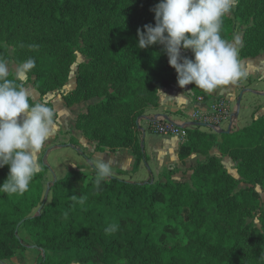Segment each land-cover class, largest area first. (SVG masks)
Wrapping results in <instances>:
<instances>
[{
  "label": "trees",
  "instance_id": "16d2710c",
  "mask_svg": "<svg viewBox=\"0 0 264 264\" xmlns=\"http://www.w3.org/2000/svg\"><path fill=\"white\" fill-rule=\"evenodd\" d=\"M6 14L22 20L47 23L51 32L49 44L73 53L81 26L91 16L103 21L89 29L85 51L90 69H81L76 87L63 95L67 106L88 101L96 96L98 73L111 81L103 99L81 114L76 126L99 148H131L139 160H146L145 147L135 134L137 119L147 105H159V91L177 82V73L168 62L163 45L141 49L138 29H143L144 13L160 0H0ZM253 7L254 25L245 36L239 59L256 56L264 50V0ZM238 5L237 15L244 18ZM99 32V34H97ZM223 38H235L232 17L226 15ZM70 54V53H67ZM185 55L184 53H182ZM68 57V56H67ZM194 59V54H191ZM64 68L36 67L35 89L41 96L63 88L69 81L70 65ZM195 98L213 97L191 84ZM126 98L133 100L123 107ZM118 122L112 132L107 124ZM88 125L91 129H88ZM264 142V115L250 126L219 135L200 127L187 131L179 157L193 153L206 156L192 169L191 182H130L115 176L95 183V171H69L49 183L50 196H45L44 177L49 169L40 158L42 170L24 194L0 193V262L11 259L27 247L21 236L25 230L35 247L60 253L59 259L43 255L37 264H178L189 250L196 248L208 256V264H264V229L245 226L246 219L260 206V194L253 187L236 192L238 180L229 173L221 158L211 154L217 148L227 154L225 145L233 141ZM71 143H78L71 139ZM241 159L238 172L251 183L264 186V162L257 154L230 153ZM9 167L0 168V185L7 179ZM253 178V180L251 179ZM83 200V203L80 201ZM264 224V210L261 213ZM114 228L111 232L105 229ZM181 232L188 238L186 246L177 241Z\"/></svg>",
  "mask_w": 264,
  "mask_h": 264
},
{
  "label": "clouds",
  "instance_id": "9594fccd",
  "mask_svg": "<svg viewBox=\"0 0 264 264\" xmlns=\"http://www.w3.org/2000/svg\"><path fill=\"white\" fill-rule=\"evenodd\" d=\"M237 3L238 0H160L151 9L155 26L147 24L138 29V46L144 49L163 45L180 88L195 84L212 93L221 86L235 85L248 76L239 59L240 38L229 41L221 33L223 18ZM182 49L191 50L194 59L183 55ZM35 66V59L30 57L17 63L13 71L9 61L0 57V168L9 167L0 193L9 196L24 194L41 172L40 153L60 118L54 106L32 101L23 86L24 78ZM182 98L180 95L175 99ZM92 166L97 185L113 174L111 163L103 157L92 161ZM113 230L112 226L105 229Z\"/></svg>",
  "mask_w": 264,
  "mask_h": 264
},
{
  "label": "crops",
  "instance_id": "0c3cea01",
  "mask_svg": "<svg viewBox=\"0 0 264 264\" xmlns=\"http://www.w3.org/2000/svg\"><path fill=\"white\" fill-rule=\"evenodd\" d=\"M244 70L248 73L235 85L221 86L214 91L210 100L195 98L191 84L180 88L178 81L165 87L159 92V105H151L142 115L141 125L146 126V119L160 115H169L182 126L185 122H197L201 129H211V133L227 130L236 131L250 126L254 119L264 115V55L241 60ZM76 87V79H71L62 90L52 91L41 96L35 91L31 97L35 101H43L54 106L59 120L53 135L43 147L40 158H43L49 169L45 173V182L64 177L69 171L79 170L86 173L94 172L92 161L103 157L112 166V176L130 181L143 182L165 181L170 175L176 182H191L192 169L206 156L193 153L185 160H181L179 152L181 145L187 140L186 136L176 134H159L144 130L140 136L147 155L146 160H139L131 148L120 147L112 150L109 147L99 148V142L88 139L76 129L75 120L78 107L67 106L63 95ZM183 95L182 99H175ZM180 115V116H179ZM201 117V119L199 118ZM205 119L216 120V123L206 122ZM193 126V124H192ZM208 126V127H207ZM74 139L78 146L71 143ZM211 154H216L211 151ZM217 155V154H216ZM227 163V158L223 159ZM76 164V165H73ZM49 187V186H48ZM50 191V189L48 188ZM23 237L22 233H20ZM24 252L19 251L11 259L0 262L2 264H37L43 255V250L35 247L27 238Z\"/></svg>",
  "mask_w": 264,
  "mask_h": 264
},
{
  "label": "rangeland",
  "instance_id": "374dc122",
  "mask_svg": "<svg viewBox=\"0 0 264 264\" xmlns=\"http://www.w3.org/2000/svg\"><path fill=\"white\" fill-rule=\"evenodd\" d=\"M238 5H240L239 6L240 10H244L245 13L244 18L242 19L237 15ZM255 5L260 6L259 0H238V3L233 7L230 14H228V16L232 17L233 19L235 37L240 38V43L238 45L239 51L241 47L244 45L247 30L254 25L253 7ZM4 9L5 7L2 5V2L0 1V57H4L9 61L10 65L13 68V71L15 70V65L17 63L22 62L30 57L35 59L36 61L35 68L36 67H42V69L52 68L53 70L64 68L66 64L68 65L70 61L69 57L73 58V63L72 65H70L69 81L74 78L76 79L80 68L84 70L90 69L89 64L91 63L90 62L91 60L85 51L87 34L89 33V29L91 27L99 25L103 21V17H98V16L96 17L93 15L89 18L88 22H85L81 26V29L77 35V39H75V43L73 45L74 51L73 53H71L69 52V50L61 46L49 44L47 42V38L51 32V26L49 24L34 22L31 20H22L20 18L18 19L15 16L6 14L5 11H3ZM149 12L150 13L147 12L144 13V23L145 25L152 24L153 26H155V13L152 10ZM97 34H99V32H97ZM30 45H36L37 47L33 48L30 47ZM181 51L188 58L191 57L192 54L191 50L182 49ZM259 55H264V50H261L256 56H250L247 58L258 57ZM241 60L242 59H240V61ZM35 68L32 70L31 73H29L24 78L23 81V86L26 87L30 98L33 96V93L37 91L35 89V84H34V82L37 79ZM94 80H95L94 82L95 91H97L96 96L93 97L91 100L80 101L75 105H73L78 107V112L75 120V127L77 130L82 132L84 136H85L84 131L76 126V122L78 121V118L81 117V114L87 113L90 106L98 104L104 98L103 94L107 89L110 88L109 85L111 84V81L108 78L104 77L101 73H98ZM63 88H60L55 91L62 90ZM31 100L35 101L32 98ZM35 102H39V101H35ZM128 103H131L132 105L134 102L130 98H126L123 107L127 108L126 106L128 105ZM150 106L151 105H147L145 107V112L147 108H149ZM141 120H142V116L139 119H137L138 125L135 128V134L139 143H142L140 136L143 135L144 130L145 132L147 131L146 128L141 125L140 123ZM208 121H210L211 123H216V120L213 119H210ZM117 123L118 122H116L115 120H111L107 124L108 131L110 132L114 131L116 129V127L114 126ZM88 129H91L90 125H88ZM185 129L186 131H188L195 129V127L189 126V127H185ZM204 130L210 132L211 129H209L208 127V129H204ZM149 131L154 132V130L151 128ZM236 131H232V132H236ZM220 133L221 131H217V133H213V134L219 135ZM245 144L246 142H239V141H233L230 142L229 144H226L224 147L227 151V154H221L217 148H214L212 151H214V153H216L221 158L222 162L223 159L227 158V163L223 162V164L225 165L229 173L238 180V184L235 190L236 192H239L240 190L245 189L246 187L249 186L253 187L255 185V189L260 194V206L259 209L252 216L247 217L245 226L252 225L253 227H257L258 229L263 230L264 224L261 219V213L262 210H264V186L260 183L253 184L249 182L250 178L242 177L238 172V166L242 161L241 159L234 158L232 155H230V153L232 151H236V152L239 151L240 153H245L248 155L255 153L258 156H260L262 159H264V142L261 137H257L252 142H247V146ZM261 164L264 165V162H262ZM263 171L264 169L259 167L256 169V172L258 173H262ZM251 179L253 180V178ZM44 184H45V196L48 197L50 196V191L48 190V185L45 182V178H44ZM21 233L23 237L28 239L29 236L27 235L25 230H21ZM172 241L173 242L177 241L182 246H186L188 243V238L185 232H181L179 237L177 239L174 238ZM25 250H23L22 252H24ZM45 254L51 255L52 258L54 259H59L61 256L60 253H53L52 251L49 250L43 251V255ZM43 255L41 256L43 257ZM208 259L209 258L205 252H200V250L197 251L196 248H192L189 250L188 254L185 257H182L180 259L178 264H208ZM73 264H83V263L73 262ZM116 264H126V262L123 261ZM215 264H222V263L216 262Z\"/></svg>",
  "mask_w": 264,
  "mask_h": 264
},
{
  "label": "built area",
  "instance_id": "2783aa9c",
  "mask_svg": "<svg viewBox=\"0 0 264 264\" xmlns=\"http://www.w3.org/2000/svg\"><path fill=\"white\" fill-rule=\"evenodd\" d=\"M201 119V117H199ZM147 125L144 126L147 131L151 129L154 130V133H159V134H176L180 133L184 136H186L187 131L185 127L192 126L197 127L198 123L197 122H185L182 124V126L177 122V120L172 119L169 115H160L158 119L152 118V119H146ZM205 123H202V125H207L208 119H205ZM217 129V128H216ZM217 131H220L217 129Z\"/></svg>",
  "mask_w": 264,
  "mask_h": 264
},
{
  "label": "water",
  "instance_id": "95a60500",
  "mask_svg": "<svg viewBox=\"0 0 264 264\" xmlns=\"http://www.w3.org/2000/svg\"><path fill=\"white\" fill-rule=\"evenodd\" d=\"M199 124H200V125H202V123H199ZM226 132H228V133H229V132H231V130L229 129V130H227Z\"/></svg>",
  "mask_w": 264,
  "mask_h": 264
}]
</instances>
